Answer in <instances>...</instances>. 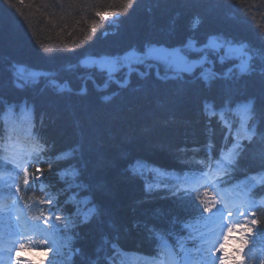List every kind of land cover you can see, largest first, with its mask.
I'll return each instance as SVG.
<instances>
[{"label":"trees","instance_id":"1","mask_svg":"<svg viewBox=\"0 0 264 264\" xmlns=\"http://www.w3.org/2000/svg\"><path fill=\"white\" fill-rule=\"evenodd\" d=\"M128 3L0 0V99L31 103L42 116L37 135L47 150L61 157L73 153L44 171L57 185L56 171L66 170L63 191L75 187L71 239L65 237L66 249L74 253L71 264H111L114 248L145 264L152 231L186 218L191 208L162 189L147 192L133 168L145 164L157 169L155 175L180 174L186 161L196 156L195 162L208 146H230L231 134L225 135L212 110L226 113L230 107L244 114L251 109L248 124L256 123V135L239 148L240 167L251 173L264 167V0ZM93 21H100L94 31ZM210 37L246 44L253 72L208 83L132 72L129 84L120 88L108 78L123 83L127 69L109 75L80 65L86 58H116L149 47L200 46ZM67 43L71 50L62 46ZM49 45L55 46L45 51ZM19 69L37 76L22 84ZM61 87L71 92H58Z\"/></svg>","mask_w":264,"mask_h":264},{"label":"clouds","instance_id":"2","mask_svg":"<svg viewBox=\"0 0 264 264\" xmlns=\"http://www.w3.org/2000/svg\"><path fill=\"white\" fill-rule=\"evenodd\" d=\"M132 2L129 0L126 7ZM99 25L100 21H93V31ZM85 38L91 39V35ZM62 46L73 47L71 43ZM43 151V144L36 142L28 155ZM235 161L231 149L213 165L197 160L200 169L191 176L185 173L177 187L197 207L196 214L181 226L185 235L177 238L178 250L196 257L191 264H264V240L256 242L264 231V192L256 194L257 188H264V170L234 180ZM11 163L16 171L0 175L5 182L0 189V264H71L72 254L65 251L71 218L59 208L53 211L55 196L29 191L31 160L21 158ZM32 166L41 174L47 171ZM154 264L182 262L174 256L165 262L162 254Z\"/></svg>","mask_w":264,"mask_h":264},{"label":"rangeland","instance_id":"3","mask_svg":"<svg viewBox=\"0 0 264 264\" xmlns=\"http://www.w3.org/2000/svg\"><path fill=\"white\" fill-rule=\"evenodd\" d=\"M213 42L214 40L210 41V43H207L206 46L209 48H212ZM220 45H222L224 49L230 47L222 42H220ZM188 47H191V44L188 45ZM240 51L242 55L243 52L241 49ZM224 52L226 55H230L229 53L226 52V50ZM152 55L154 56V58H162L159 61L163 66L168 67L171 70L177 71V72L191 71L203 63L201 58H190L188 55H184L177 51L169 52L167 50L161 49V50H154V51L151 50L144 54L130 53L118 59L101 58V59L95 60L91 58V59L85 60L83 62V65L88 66V67H96L99 70H103L111 74V73H115L121 67H126L132 63H141L145 59L149 60L150 58H152Z\"/></svg>","mask_w":264,"mask_h":264},{"label":"bare ground","instance_id":"4","mask_svg":"<svg viewBox=\"0 0 264 264\" xmlns=\"http://www.w3.org/2000/svg\"><path fill=\"white\" fill-rule=\"evenodd\" d=\"M239 48H240L241 50H244V49H245L243 46H240ZM215 49H217V51H218V55H219V56H222V55L225 53V52H224L225 50H226V52L230 50V48H225V49H224V47H223L222 45H220V44L215 45ZM212 60H215V59L209 57L207 61H212ZM205 104H206V101L203 100V101H202V106L205 105ZM195 157H196V156H192L189 160L186 161L188 166H191V165L194 164Z\"/></svg>","mask_w":264,"mask_h":264}]
</instances>
